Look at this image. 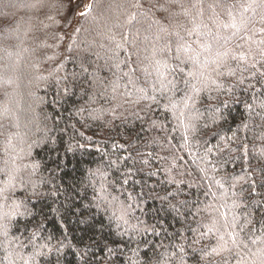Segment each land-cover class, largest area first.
<instances>
[{
    "label": "trees",
    "instance_id": "16d2710c",
    "mask_svg": "<svg viewBox=\"0 0 264 264\" xmlns=\"http://www.w3.org/2000/svg\"><path fill=\"white\" fill-rule=\"evenodd\" d=\"M180 3L0 0V264H264V3Z\"/></svg>",
    "mask_w": 264,
    "mask_h": 264
},
{
    "label": "snow or ice",
    "instance_id": "6c2138e0",
    "mask_svg": "<svg viewBox=\"0 0 264 264\" xmlns=\"http://www.w3.org/2000/svg\"><path fill=\"white\" fill-rule=\"evenodd\" d=\"M170 2H171L172 4H176L177 6L183 8V5L180 3V0H170ZM261 3H264V0H261ZM135 6H136V7H139L138 4L135 5ZM193 7H195V5H193ZM91 8H92L91 5L86 6L85 12L80 13V15H87V13L91 11ZM247 10H248V9L245 8V11H247ZM183 14H184V15H187V14H188L186 9L184 10V13H183ZM229 15H231V13H229ZM134 18H135V17L133 16L132 19H134ZM234 19H235V18H234ZM262 19H264V17H262ZM129 22H131V21H129ZM242 22H243V21H242ZM180 27H183V25H180ZM232 27H236V24L233 23V24H232ZM197 30H198V26L194 23V21H193V27H192L191 29H185V31H187L189 35H192L193 33L197 32ZM261 31H264V29H261ZM209 34H210V33H209ZM177 35H178V34H177ZM260 43H261V44H264V41H261ZM177 47H178V49L183 48L185 51H187V48H185V46H184L183 44H179V45H177ZM237 47H239V45H237ZM176 59L179 60L180 57L177 56ZM188 59L194 61V58L191 57V56H189ZM232 59H237V57H236V56H233ZM239 59H240V60H244V59H245V56H244L243 54H241V55L239 56ZM194 62H195V61H194ZM156 63H157V64H160L161 61L157 60ZM253 67H255V64H253ZM157 70H159V69H157ZM189 75H192V73H189ZM213 83H214V82H213ZM169 84H171L172 87H174V88L176 87V84L173 83L172 81H169ZM184 84H185L186 87H190L193 91H196L195 85L190 84L189 81L185 80V81H184ZM188 99H191V97H188ZM186 103H187V101H186ZM222 239H223V237H221V240H222ZM214 251H215V250H214Z\"/></svg>",
    "mask_w": 264,
    "mask_h": 264
},
{
    "label": "water",
    "instance_id": "95a60500",
    "mask_svg": "<svg viewBox=\"0 0 264 264\" xmlns=\"http://www.w3.org/2000/svg\"><path fill=\"white\" fill-rule=\"evenodd\" d=\"M77 1L78 0H73L74 3H76ZM92 4H93V0H82L81 6L79 8H77V10L75 12V16H76L75 26L78 24L79 19L82 18L83 16H85V15H80V13L85 12L86 6H88V5L92 6Z\"/></svg>",
    "mask_w": 264,
    "mask_h": 264
},
{
    "label": "rangeland",
    "instance_id": "374dc122",
    "mask_svg": "<svg viewBox=\"0 0 264 264\" xmlns=\"http://www.w3.org/2000/svg\"><path fill=\"white\" fill-rule=\"evenodd\" d=\"M79 4H80V6H81V4H82V0H81V1L78 0V1L76 2L75 6L77 5L78 8H79V7H80Z\"/></svg>",
    "mask_w": 264,
    "mask_h": 264
}]
</instances>
